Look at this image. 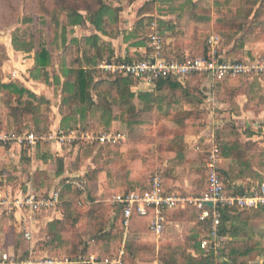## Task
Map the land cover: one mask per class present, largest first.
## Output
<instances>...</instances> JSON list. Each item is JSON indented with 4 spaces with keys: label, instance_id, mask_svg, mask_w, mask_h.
<instances>
[{
    "label": "trees",
    "instance_id": "16d2710c",
    "mask_svg": "<svg viewBox=\"0 0 264 264\" xmlns=\"http://www.w3.org/2000/svg\"><path fill=\"white\" fill-rule=\"evenodd\" d=\"M114 1L118 3L126 1L128 4H133L138 0H109V2L107 0H37L36 8H38L39 23L33 17L25 18L23 23L29 26V32L22 34L19 33V30L15 31L12 37L13 50L28 55L34 54V64L27 72L28 81L41 82L45 86H52L61 91L59 130L67 133L73 130L79 133L92 134L123 132L127 135L128 145L129 142L132 143L136 137L145 133L150 127L152 124L150 118L154 116V113L168 116L175 107L188 105L193 108L190 111H183L176 118L175 123L179 125L180 130H177L170 142H167L166 150L167 153L175 154V157L171 159L170 166H163L161 170L165 193L190 196V193L184 194L180 190L168 187L166 178L167 175L170 177L177 167L182 166L187 161L188 152L185 137L189 134L187 131L188 123L193 120H202L203 112L199 107L203 104L204 98L197 100L195 96L191 95L188 89L191 83L189 81L202 80L205 77L195 75L186 84L173 77L159 79L154 82L153 91L137 94L133 90L139 84L136 79L130 76L106 74L99 69V66L104 61L134 62L148 60L150 48L146 35L154 23L157 24L158 31L164 37L163 51L170 61L183 62L190 57L208 55L209 40L212 36H218L221 39L220 53L225 60L242 61L255 54L247 50L248 43L262 38V32L258 31L264 30V0H216V8L219 10L228 9L229 20H219L218 22L223 24L230 33L208 34L202 40L203 42L195 43L196 51L193 50L191 53L182 49L175 50L172 43L168 44L167 39L185 35V31H182L184 24L180 21L184 14L187 15L188 24L193 22L199 27L200 24L209 25L213 18L210 15V9L203 3L185 0L184 3L176 4L177 0H152L145 7L160 5L158 7L160 14H178L177 19L179 20L173 22L162 18L157 19L154 16L142 17L132 30H123L120 27L123 7L115 5ZM166 6L168 10H166ZM233 6L236 8L235 12L232 10ZM35 24L43 27L42 29L46 32L45 35L49 38V43L39 42L35 39L37 34H42L41 31L35 30ZM85 27L92 28L94 33L81 38H70L75 34V29ZM121 37L124 44L128 45L126 59L117 57L116 49L111 42ZM224 43H228L227 46ZM226 47L230 48L227 49ZM131 49H136V51L131 53ZM141 49L145 51L143 54L139 52ZM55 52L61 53L59 72L54 69ZM71 54L73 59L69 60ZM260 54H264V52ZM235 81L242 80L227 79L222 82H215L213 87L216 96L229 92L230 97H234ZM250 82L249 88L252 91L257 89V94L261 92V98L264 99L259 79L254 78ZM178 93L181 94L178 95ZM0 96H2L0 133H33L38 136L50 133L52 121L49 113L52 110L48 98L33 92L20 82L7 83L1 78V75ZM136 100L138 104H136ZM3 110L6 112L5 116ZM201 125L199 127H202ZM219 137L220 140L216 143L220 148V156L230 162L227 170L225 165L220 169L227 191L245 194L262 185L264 183V147L260 146L259 142L242 143L235 128H232L228 135ZM39 146H45L47 149L46 154H43V159L46 161L57 159L51 154L49 145L41 143ZM68 146H79L85 149L120 147L99 146L89 142H76ZM6 148L10 149L9 147ZM27 156L28 149L23 148V160L28 162ZM206 159L207 155L203 162L205 187L202 191L193 193V197H202L207 192ZM58 163L60 170L54 175L55 178L64 175L63 158L58 157ZM152 174L144 184H129V188L113 193L107 202L109 207V201L115 194L147 190ZM45 176H47L46 173ZM46 178V180L49 179V177ZM248 181L251 182L249 185L242 186V189L238 188L237 183L245 184ZM76 185V182L70 179L60 181L61 203L59 210H61L62 218L49 222L43 230L46 240L41 244L42 250L48 252L46 253L48 257L59 259H78L94 255L90 252V242L80 250L79 246L66 235L69 227H76L84 217L91 222H96L95 229L88 232L91 240L103 244L102 253L94 256L99 258L117 256L119 249L114 250L115 243L123 241L125 236L119 218L114 216V228L107 231V221H103V217H105L103 213L105 208L107 209L106 203L94 197L91 192H88L86 199H82L84 189ZM42 187L45 188L43 183ZM48 193L49 190L44 193L38 190V194L47 195ZM86 203H91L92 206H87ZM219 209L223 213L219 235L226 239L222 243L223 249L211 247L210 250H204L201 247L202 237L209 232L210 225L209 222L201 223L199 221V211L194 208L192 215L197 225L188 240V248L178 247L174 249L169 259L163 258L164 264H183L182 261L184 264H251L249 258L259 247V244L252 245L253 234L249 233V228H253L254 218L262 216L264 208L219 207ZM184 211L186 210H171L167 213V219L175 221V217ZM230 215H233V220ZM234 222H237L238 225H235ZM12 226H9L10 231L16 233L13 231L14 228H11ZM148 226V219L134 218L128 231V241L133 242L134 237H138L141 233L148 234ZM0 234L5 249L17 255L16 252L12 251V248L9 247L8 249L6 246L1 228ZM16 236L18 235L16 234ZM23 237L27 241L24 234ZM70 245L69 254L66 251ZM128 250H132V246L128 245V249L127 246L124 248V264H126ZM29 251L17 255V257L19 259L26 258ZM32 252L38 255L40 250L33 248ZM180 258L182 259L180 260ZM218 260L222 261L218 262ZM260 264H264V262Z\"/></svg>",
    "mask_w": 264,
    "mask_h": 264
},
{
    "label": "rangeland",
    "instance_id": "374dc122",
    "mask_svg": "<svg viewBox=\"0 0 264 264\" xmlns=\"http://www.w3.org/2000/svg\"><path fill=\"white\" fill-rule=\"evenodd\" d=\"M107 1L109 2V0ZM151 1L152 0H138L133 4H128L126 1H122V3L114 1L113 3L115 5L123 7V12L121 14V29L132 30L142 17L154 16L157 19L162 18L165 20H172L173 22L179 20L177 19L178 14H160L158 8L160 5L145 7V5ZM193 1L203 3V5L210 9V15L213 18L212 22L209 25L200 24V27L193 22L188 24L187 15L184 14L180 21L184 24L182 31H185V35L167 39L168 44L172 43L175 50L182 49L188 53H191L193 50L196 51L195 43L203 42L202 40H204L208 34L218 35L219 32H224L226 34L230 33L224 28L223 24L218 22L219 20H229L228 9L224 8L221 9V11L216 8V0ZM184 2L185 0H177L176 4ZM36 5L37 0H0V75L5 82H20L33 92L43 95L50 100L52 110L51 113H49L52 121L51 133L54 130L53 128L58 114L60 115L61 91L56 90V88L52 86H45L41 82L30 84V81L27 79V72L33 65L28 67V63H30L31 60L34 64V54L28 55L18 53L15 52L12 47V37L16 30H19V33L22 34L29 32V26L23 23L25 18L33 17L36 19L37 23H39L38 8H36ZM232 8L235 12V6ZM166 10H168L167 6ZM151 27L147 32V37L152 33ZM34 28L42 32V34H37L35 39L39 40V42L49 43V38L45 35L46 32L42 29L43 27L35 24ZM32 30H34L33 27ZM93 32V29L90 27L77 28L75 29V34L70 36V38L89 36ZM258 32H262V38L255 39L256 41L252 40L247 45V50L255 54L264 52V30ZM120 39L122 40L123 38L121 37ZM120 39L113 41L120 42ZM115 47L116 53L123 55L128 45H121V43L119 45V43H117ZM226 48L229 49L230 47ZM131 50L134 51L135 49ZM72 59L73 55L71 54L69 60ZM60 62L61 53L55 52L54 69L56 72H59ZM189 80L184 83H188ZM250 81L251 80L235 81V87H233L235 96L232 98L229 92L216 96L213 87L214 83L208 78L189 81L191 83L188 89L191 95L195 96L197 100H201L202 97L204 98L203 104L199 107L203 115L201 121L193 120L188 123L187 131L189 134L185 137L188 152L187 161L182 166L177 167L170 177L167 175L168 187L180 190L184 194L190 193L189 195L193 197V193H198L205 187L203 162L205 156H208L211 142H219V136L228 135L232 128H235V131L240 135V141L246 140L244 136H242V133L245 134V130L247 129L250 132V129H252V126L255 124V120L260 116V109L264 107V99L261 98V92L257 94V89L252 91L249 88ZM136 87H138L135 91L137 94L140 92H148L144 86H139L138 84ZM151 90L153 91V89ZM180 94L181 93H178V95ZM1 97L2 96H0V105ZM136 104H138L137 100ZM191 109L193 108L184 105L183 107H175L168 116L154 113V116L150 118L152 124L149 128L146 127L147 130L145 133L136 137L132 143L129 142L128 145L120 146L119 148L106 147L102 149L96 147L85 149L79 146H60L55 142L45 144L50 145L49 147H51V149L53 145L59 146L62 149L63 153L61 158L64 160V179L73 180V182H76V186L79 184L81 185V189H84L82 199H86L88 192H91L94 197L106 203L107 209L105 208V212L103 211V215L105 216L103 217V221H107V231H109L114 228V214L111 206L109 207L107 204L111 195L116 191L129 188V184H144L152 172L162 170L163 166H170L171 159L175 157V154L173 155L166 152L167 142H170L177 130H180L179 125L175 123L176 118L181 115L183 111H190ZM3 114L4 116L6 115L4 110ZM236 118L243 119L242 121H238ZM248 119L250 120V122L246 123L248 125H242L244 124L243 120L247 121ZM239 123L240 126H238ZM200 124H202V127H199ZM164 134H166V136H164ZM208 140H210V142L207 144L206 142ZM80 142L86 143V141ZM260 143L261 142H259V144ZM260 146L262 145L260 144ZM160 148H162V151H160ZM11 149L12 148L7 149L6 147L0 146V189L1 192H4L2 196L14 195L13 193H17L18 191L27 192V175L30 173V168L32 169L27 161L20 162L19 165H16L13 160V158H16L15 156L11 157V159L6 157L3 160L2 158H4ZM46 152L47 149L45 146L40 147L37 151V153L40 154H46ZM17 157L19 156L17 155ZM58 157L59 156H55L57 159L47 162L46 174L52 177L51 180H48L49 183L54 182V175L60 170ZM38 176L39 179L42 178L41 174ZM46 179V177H43L41 180H43L44 183ZM59 184L60 182L49 184L50 190L56 187L59 189ZM86 205L92 206L91 203H86ZM193 209V206H188L183 209L186 211L175 217L176 224L169 227L167 232L162 236L156 237L141 233L138 237H134L133 242L128 241V238L125 240L124 236L123 241L115 243L114 250L122 247L125 248L126 246L128 249V245L132 246V250L127 251L126 264H164L163 258L166 257V259H169L174 249L178 247L182 249L188 248V240L192 236L197 225L192 215ZM1 212L0 210V213ZM57 212H61V210L58 208ZM97 222L100 221L97 220ZM12 223L9 215H0V228L2 229L3 238L8 249L9 247L12 248V251L16 252L17 255L25 254L29 250L32 251L33 248L40 250L39 254H36L37 256L46 255V253H48L42 250L41 245L46 240L45 231L36 235L32 242L28 240L25 241L23 232ZM95 224L96 222H91L83 217L76 227H69L70 229L66 235L72 242H75L79 246L78 248H80V250L84 248L85 244L90 242V252L94 255H100L102 253L103 244L91 240L90 235H88L89 230L95 229ZM11 225H13L11 228H14L13 231L16 233L10 231L9 226ZM263 226L264 225H262V227ZM255 229V225L253 228H249V233L253 234L252 245L254 246L255 243H258L259 247L251 255L249 261L251 264H260L262 261L264 262V239H260L255 235ZM16 234L18 236H16ZM204 236L202 239L205 238ZM248 247H250V245H248ZM217 248L223 249V244ZM68 250L71 251V245L66 251L69 253ZM181 259L182 258H180V260ZM221 261L222 260H218V262ZM182 262L184 264V261Z\"/></svg>",
    "mask_w": 264,
    "mask_h": 264
},
{
    "label": "built area",
    "instance_id": "2783aa9c",
    "mask_svg": "<svg viewBox=\"0 0 264 264\" xmlns=\"http://www.w3.org/2000/svg\"><path fill=\"white\" fill-rule=\"evenodd\" d=\"M152 33L148 36L150 53L148 60L134 62L104 61L99 69L115 76L133 77L139 84L153 86L159 79L169 77L186 82L198 75L210 79L212 83L231 80H253L258 78L264 86V54H254L242 61L231 62L225 60L220 53L221 39L212 36L209 40V54L206 56L190 57L183 62L170 61L164 55V37L152 25ZM86 141L99 146H126L127 135L123 132H102L99 134L79 133L76 130L64 132L57 130L46 135L38 136L33 133H0L1 147H20L36 150L41 143L55 142L60 146L72 145ZM222 158L220 148L214 141L206 159L208 175L207 192L202 197H192L167 194L164 191L161 170H156L149 181V188L145 191L115 194L109 201L115 217H118L125 232V240L134 218L149 220L148 233L160 237L165 234L170 225L167 213L175 209H185L193 206L199 211V221L209 222L210 229L202 240L201 247L210 250L225 242L219 235L223 213L219 207L254 209L264 208V183L255 187L249 193L236 194L228 192L220 172ZM81 188V185H78ZM60 189H54L47 195L29 193L26 195L0 196V210L36 214L47 210H57L60 206ZM212 203L213 208L206 204ZM25 238L30 241L31 234L26 232ZM124 247L120 248L117 256L99 258L94 255L78 259L50 258L45 255L37 256L32 251L26 258L19 259L10 250L5 249L0 234V264H124Z\"/></svg>",
    "mask_w": 264,
    "mask_h": 264
},
{
    "label": "crops",
    "instance_id": "0c3cea01",
    "mask_svg": "<svg viewBox=\"0 0 264 264\" xmlns=\"http://www.w3.org/2000/svg\"><path fill=\"white\" fill-rule=\"evenodd\" d=\"M111 42H112L114 47H115V45H117V43H119V45H120V43H121V45L124 44L123 39L122 40L120 39V42L113 41V40ZM135 51H136V49L134 51L131 50V53H134ZM139 52L143 54L145 51H143V49H141ZM116 55L120 59H126L127 50H125L123 55L122 54L119 55L117 53H116ZM32 65H33V61L30 60V63H28V67L29 66L31 67ZM33 83H34L33 81H30V84H33ZM26 84H28V83H26ZM139 86H144L147 91H152L151 89H153V86H149V85H146L144 83L139 84ZM260 87L263 90L262 92L264 93L263 84L260 83ZM137 89H138V87H135L133 89L134 92ZM260 110H261L260 116H259V118H257L255 120V124H254V126H252L253 128L250 129V132L248 131L247 128L244 127L246 123L250 122V120L249 119L247 121L243 120L244 124H242V125H244L243 127L247 130H245L246 135L244 133H242V136H244V138L246 139L244 141L241 140L242 143H246V141H248V142L249 141L261 142L260 144L264 147V107H262ZM242 119L243 118H239L237 120L242 121ZM60 121H61V116L58 114V118H57L55 126L53 128L55 131L59 130ZM246 125H248V124H246ZM238 126H240V123L238 124ZM54 130H53V132H54ZM209 142H210V140H208L206 143L208 144ZM11 148L12 149L8 152V154L2 159L4 160L6 157H9L11 159V157L15 156L16 158H13L14 163L16 165H19L20 162L24 161L23 160V158H24L23 157V148H20L17 146L11 147ZM39 148H40V146H38V148L36 150L28 151V156H27L29 158L28 165H31L32 169L30 168V173H28V175H27V178H28V181L26 182L27 192L18 191L17 193H13L14 195H26V194L33 193V192L38 193V190H41L42 193H44L45 191H48V190H49V192H51L52 190L57 189V187L50 190V188H47L49 186V184L59 183L62 179H64L65 175H63L59 178H53L54 182H52V183L48 182V180L52 179V177L48 174H46L47 176H45V173H47V164H48L47 162L48 161L43 159V154L37 153ZM50 150H51L50 152L52 155L62 157L63 151L59 146L53 145L52 149L50 147ZM17 155L19 157H17ZM229 163H230L229 161L222 159L221 167L225 165V169L227 170ZM19 169H20V167H19ZM40 174L42 175V178L43 177H49V179L44 181V183H43V180H41L42 178L39 179L38 175H40ZM42 183H43V186H45V188L42 187ZM250 183L251 182H249V181L246 182L245 184L240 182V183H237V185H238L239 189H242V186L243 187L247 186ZM3 193L4 192H1V189H0V196H2ZM57 210L42 211L39 214L38 213H36V214L22 213V212H17V211L16 212H13V211L3 212L2 211L1 212L2 214L0 213V215H2V216L9 215V217L11 218V221L13 222L12 224H14V226H17L19 228V230L23 232V234H25L26 232H29L31 234L32 239L30 241L32 242L34 240V238L36 237V235H39V233L42 232L46 228V226L49 222H51L55 219H61L62 218L61 212H57ZM230 218L233 220V215H230ZM174 224H176L175 221H170L169 227L173 226ZM234 224L238 225L237 222H234ZM253 225L256 226V229L254 231L255 235L260 239H264V226L262 227V225H264V213L262 214V216H257L254 218ZM169 227H168V229H169ZM147 235H150V234L148 233Z\"/></svg>",
    "mask_w": 264,
    "mask_h": 264
},
{
    "label": "water",
    "instance_id": "95a60500",
    "mask_svg": "<svg viewBox=\"0 0 264 264\" xmlns=\"http://www.w3.org/2000/svg\"><path fill=\"white\" fill-rule=\"evenodd\" d=\"M209 208H213V204L212 203H207L206 204Z\"/></svg>",
    "mask_w": 264,
    "mask_h": 264
}]
</instances>
